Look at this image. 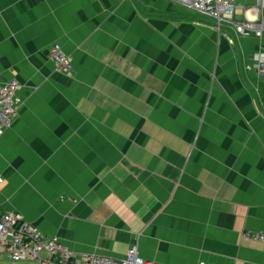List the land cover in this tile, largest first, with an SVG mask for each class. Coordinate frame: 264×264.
Returning a JSON list of instances; mask_svg holds the SVG:
<instances>
[{"label":"crops","instance_id":"obj_1","mask_svg":"<svg viewBox=\"0 0 264 264\" xmlns=\"http://www.w3.org/2000/svg\"><path fill=\"white\" fill-rule=\"evenodd\" d=\"M263 52L165 0H0V83L23 101L0 208L76 256L264 264L244 239L264 235V82L245 69Z\"/></svg>","mask_w":264,"mask_h":264},{"label":"built area","instance_id":"obj_2","mask_svg":"<svg viewBox=\"0 0 264 264\" xmlns=\"http://www.w3.org/2000/svg\"><path fill=\"white\" fill-rule=\"evenodd\" d=\"M209 18L221 31L232 28L242 38H264V0L257 6L243 9L248 19L238 23L235 20L238 8L236 0H165ZM254 15L260 22L252 21ZM55 70L62 74L74 73V61L60 45H54L49 53ZM246 71L255 73L264 82V52L256 55ZM19 81L0 83V140L13 129L18 120L23 101L18 96ZM4 180L0 177V186ZM244 239H254L264 243V235H244ZM0 262L8 264H151L141 257L138 247H131L125 258L117 261L101 255L76 256L57 238L47 237L38 228L27 223L18 213H4L0 208Z\"/></svg>","mask_w":264,"mask_h":264},{"label":"rangeland","instance_id":"obj_3","mask_svg":"<svg viewBox=\"0 0 264 264\" xmlns=\"http://www.w3.org/2000/svg\"><path fill=\"white\" fill-rule=\"evenodd\" d=\"M239 2H240V0H239Z\"/></svg>","mask_w":264,"mask_h":264}]
</instances>
